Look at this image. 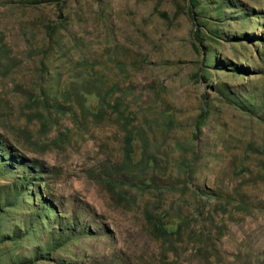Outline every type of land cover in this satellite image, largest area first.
Here are the masks:
<instances>
[{
	"label": "rangeland",
	"instance_id": "374dc122",
	"mask_svg": "<svg viewBox=\"0 0 264 264\" xmlns=\"http://www.w3.org/2000/svg\"><path fill=\"white\" fill-rule=\"evenodd\" d=\"M110 89L126 118L91 114ZM126 129L168 190L131 186ZM0 141L41 167L0 165V264L51 234L31 264H264V0H0ZM145 208L184 222L158 237Z\"/></svg>",
	"mask_w": 264,
	"mask_h": 264
},
{
	"label": "trees",
	"instance_id": "16d2710c",
	"mask_svg": "<svg viewBox=\"0 0 264 264\" xmlns=\"http://www.w3.org/2000/svg\"><path fill=\"white\" fill-rule=\"evenodd\" d=\"M57 0H23V2L26 5H37L40 3H51ZM188 3L190 4L191 10L194 8H197L200 5V0H187ZM199 16L198 14H195ZM195 23L197 24V19ZM201 25V24H200ZM200 29H195L194 30V39H195V49L200 48L202 51V54L204 53V48L202 47V40L200 36ZM250 36L248 34H244L241 36H233L231 38L239 40V39H250ZM226 67V66H225ZM245 70V69H244ZM96 87V86H93ZM97 89V88H95ZM88 91V90H86ZM113 90H107L103 96L94 93L96 97L100 98V105L97 109L91 112L92 115L95 117L101 115L102 113V103L105 102L108 106L113 107L114 111L117 112L121 117H127L124 116L125 113V108H121L118 102H114L111 104L109 102V99L111 98ZM98 98V99H99ZM132 119V117H129ZM135 141H138L140 144V149L137 151V148H135ZM12 149L9 145H6L0 141V165L4 164L5 167L9 168L12 167L11 169H16L17 166H12L13 162H16V164L22 165L25 169L28 168L30 169L31 166L29 164H32L39 169L41 168L40 165L37 162L30 161L27 162L28 164L25 165V163L22 160H18L15 154H12ZM122 166L127 169H133L134 172H137L134 174V176L131 178V186L134 187L138 191H146L150 189H163L167 188V186L174 185L172 182H168V180L165 182V184H162L158 182L156 176L153 174V171L157 169L158 167V161L157 157L155 154H150L148 152L147 148V140L141 135L140 131L137 129H126L125 134H124V139H123V160H122ZM1 167V166H0ZM189 172V171H188ZM186 172V173H188ZM25 175L19 176V178L14 182V188L17 190V194H20L21 192L28 191V185L30 184L29 181L24 183L25 180ZM37 181H41L37 179ZM118 182H123L119 178L115 177H110L105 180V183L107 185V188L110 191H114V187ZM39 184V182H37ZM157 206V204H156ZM161 206H158L157 208H160ZM36 213L38 217H41L42 215L44 216V212L41 209H38L36 207ZM2 210L0 209V215H1ZM46 216V215H45ZM144 216L146 219V222L148 223L150 230L153 234H155L158 237H167L169 235H173L175 233H178L180 226L184 222V217L179 215L178 213L170 216L167 210H163L161 212H153V210H150L148 208H145L144 210ZM68 232L71 231L70 228H67ZM62 234V233H61ZM52 235V234H51ZM50 235V236H51ZM49 236V244L47 245V249L45 252H41L40 250L37 251L36 254L30 259L27 260H15L11 264H31L35 260L39 259H47L49 257V254L51 251H54L60 247L64 241L63 239H59L58 237H53ZM9 236H5L4 239H8Z\"/></svg>",
	"mask_w": 264,
	"mask_h": 264
}]
</instances>
